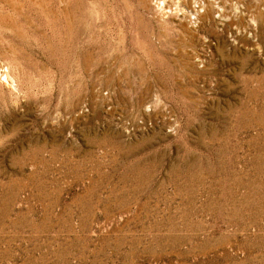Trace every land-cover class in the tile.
<instances>
[{
	"label": "rangeland",
	"instance_id": "rangeland-1",
	"mask_svg": "<svg viewBox=\"0 0 264 264\" xmlns=\"http://www.w3.org/2000/svg\"><path fill=\"white\" fill-rule=\"evenodd\" d=\"M0 264H264V0H0Z\"/></svg>",
	"mask_w": 264,
	"mask_h": 264
}]
</instances>
